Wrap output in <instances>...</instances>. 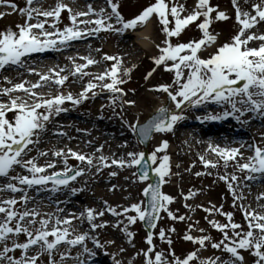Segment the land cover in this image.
I'll return each mask as SVG.
<instances>
[{
	"label": "snow or ice",
	"instance_id": "obj_1",
	"mask_svg": "<svg viewBox=\"0 0 264 264\" xmlns=\"http://www.w3.org/2000/svg\"><path fill=\"white\" fill-rule=\"evenodd\" d=\"M38 2L39 0H25L26 6L19 9V14L25 18V21L23 24H17L16 30L11 27L0 30V71L8 66H24L25 58L34 53L60 52L68 48L73 41L93 36L99 37L102 32L124 37L128 33H135L144 28L152 17L156 16L164 39L156 45L159 54L151 58L153 67L145 74L144 79H150L161 67L165 72L172 73L173 79L170 84L164 83L149 89L151 92L162 93L167 97L166 101H160L159 107L149 119L141 122L137 116L134 122L124 121L136 137L137 144L150 142L156 134L174 133L177 125L188 118L185 113L189 109H198L210 103L220 105L223 110L220 113H206L203 116H197L196 119L201 123L227 120L232 117L241 124H248V119H242L247 114H252L254 118L264 121V33L257 34L252 31L253 29L258 30L259 26L264 24V0H244L245 4L250 3V10H241L238 0H231L235 8L234 34L222 44L217 43L220 33L212 30V25L215 22L227 21L230 17L225 11L219 10L218 6H212L211 0H197L195 7L187 15H182L187 9L178 0H167V2L166 0H154L133 18H125L122 15L120 0H105L110 11L103 7L97 11L89 3L87 11L75 12L63 0H57L55 6L49 9L33 7ZM0 5H6L13 11H16L18 7L9 0H0ZM65 11L68 13L70 23L61 28L58 25ZM4 15L5 13H0V18ZM89 16L95 18L80 19ZM169 17H172V20ZM193 23L196 24L201 36L191 37L188 42H180L179 37ZM81 25L85 27L81 28ZM173 38L176 40L175 43H173ZM253 41L260 43L256 47H250ZM213 45H217L215 51L209 53L207 58L200 55L202 51H207ZM95 51L99 53L102 49L97 48ZM68 59L73 63V68L69 70L73 77L79 79L92 77L84 85L82 91L75 96L69 92L67 95L58 93L45 97L34 91L44 87L48 82L62 87L69 79L68 75H61L66 71L65 68H60L59 71L49 69L48 73L36 72L35 74L39 77L36 83L25 81L16 83L11 88L0 89V97H8L7 102L0 100V178L6 181L0 187V191L22 193L20 201L15 198L0 200V214H3V218L0 219V244L4 246L3 251H0V261L6 260L8 264H37L40 257L47 254L49 264H56L52 259L53 251L58 250V246L64 243L70 246H81L82 252L79 255L85 256V259L81 260L79 256L75 259L79 260V264H88L87 257L96 255V251L88 247V240H91L95 249H105L107 245L115 242L110 240L102 243L92 234L97 229L108 226L107 221L95 223L108 212L113 217H123V219H118L113 226L122 230L128 238V243H132L135 235L129 231V225H135L139 221L145 223L150 229L145 239V243L149 246L147 251L141 250L137 253L145 257V264H192L194 261L197 264H245V256L241 250L248 252L254 258L253 264H264V214L255 209L250 210V206L245 208L243 203L239 207L247 222L246 230L240 223L233 222L234 214L224 212L223 205L219 208L215 205L211 208L197 205L196 207L202 208L209 215L215 213L225 217L226 223H220L215 219L208 220L213 229L222 233V238L216 242L210 235L194 237L186 233L183 239L199 245V248L181 258L171 250L173 242L169 236H166L165 229L160 228L159 239L170 246L168 255L171 259H168L164 252L155 250L154 231L152 230L157 228V223L161 219L160 214L167 213L172 220L183 221L185 219V216L177 217L169 211V205L174 203L175 197L162 190L165 184L170 183L173 175L171 157L167 153L169 148L167 139L161 140L159 146L155 147L150 154H146L145 151H129L126 157L112 158L111 163H109V157L102 154L103 145L96 149L97 152H101L98 157L81 154L70 148L67 152L63 149L54 151L53 155L61 158L63 169L52 171L50 174L48 169H55L56 163L46 161L44 165H40L37 162L39 157H47L48 152L39 151L37 156L29 155L30 146L40 144L41 135L48 130V124L53 118L68 111L63 107L66 101L71 102L72 105H80L90 99L89 93L92 97L97 96L98 93L94 89L101 88L112 94L113 106L116 105L117 99H120L121 110H123V105L129 107L136 105L134 100L122 99L127 92L120 85L129 82L131 73L137 65L125 68L122 57L105 53L101 60L113 63L102 73L94 74L86 69L101 61L94 59L91 55L78 57L84 63H76L77 58L74 57H68ZM5 80L12 83L7 77ZM26 83L29 87H25ZM15 92L25 93L30 101L20 96H12L11 94ZM9 113H12L11 118H9ZM60 135L65 134L60 133ZM122 147H128V145L125 144ZM244 147V144L240 147L228 145L221 147L211 142L208 144V149L223 161L225 169L228 168L229 161H233L236 171L244 173L243 181L235 172L218 176V179L224 181L231 192L234 208L237 206V201L245 199L242 191L239 194L236 191L240 182L245 183V186H248L247 182L258 179L264 182V146L256 143L247 144L246 150L252 152V155L247 157L241 152V148ZM69 158L81 164L86 163L89 169L95 167L97 173L113 165L119 168H135L133 176L137 177L141 183L148 182L142 189V196L145 199L129 206L117 207H112L107 201H102L101 209L97 210L88 206L78 214L65 212V209L58 205L57 212L62 215L41 214L36 208H28L27 205L31 198L26 189L44 188L52 193L67 190L72 195L85 191L84 188L72 185L78 177L85 175V169L70 165ZM94 159L98 163H94ZM200 160L205 168H218L219 166L217 162L206 159L204 155L200 156ZM18 168L28 174L17 172ZM204 174L196 173L197 176ZM207 174L211 175V173ZM109 175L116 176L117 173L110 172ZM153 175L157 178L156 181L149 182ZM49 184L52 186L50 189L47 188ZM115 188L116 186L113 185L110 190H115ZM197 194L189 190V194L184 196V199H191ZM261 199H264V193L257 197L258 201ZM21 201L24 205L23 211L16 208ZM118 207L122 210L118 211ZM184 207L190 211L195 210L187 203ZM260 207L264 208V205ZM129 213H134V215ZM74 220L79 221V225L74 224ZM84 223L88 224V230L69 239L68 237ZM198 223L199 221L195 222V224ZM193 226H189V233ZM197 230L201 233L206 231L203 228ZM168 231L175 232V229L170 228ZM21 234L25 235L26 242H18L13 238H18ZM10 238H12L11 247L7 244ZM206 241L210 243L211 248L227 253L228 258L222 259L220 256H214L201 259L198 252L206 247ZM37 245V255H29V250ZM17 249L22 253L18 259L7 255ZM120 251L123 252L124 249L121 248ZM112 258L114 264H122L121 261L115 259L114 254ZM60 259L63 264L64 254H61Z\"/></svg>",
	"mask_w": 264,
	"mask_h": 264
},
{
	"label": "rangeland",
	"instance_id": "obj_2",
	"mask_svg": "<svg viewBox=\"0 0 264 264\" xmlns=\"http://www.w3.org/2000/svg\"><path fill=\"white\" fill-rule=\"evenodd\" d=\"M85 1V2H84ZM10 3H15L18 7L16 11H13L12 8L7 7L6 5H0V13H4L7 11L12 12V16L16 17L17 20H22V23H24L25 18L22 17L19 14V9L25 7V0H9ZM57 0H39L38 3H35L33 7H36L38 5H43V9H49L50 7H54ZM64 3L68 4L73 11H87L86 5L91 3L93 8L95 10H99L101 7L107 9L108 5L106 4L105 0H63ZM84 2V4H82ZM154 2V0H120L121 7L120 11L122 15L125 16V18H133L135 15L139 14V12L146 6H148L150 3ZM167 2V0H166ZM180 4H183L187 11L183 13L182 15H187L189 12L192 11V9L195 7L197 0H178ZM212 6H218L219 10H225V12L231 13V16L229 20L223 21V22H215L212 25V30H215L222 34V43L227 41L231 35L234 34V26H235V13L234 9L232 7L231 0H211ZM171 6V5H170ZM234 14V15H233ZM10 16V13H5V15L0 18V30H4L8 28L6 25V17ZM215 15V14H214ZM85 19H94V16L84 17ZM43 19V17H41ZM80 19H83L82 17ZM170 20H172V17H169ZM202 19V18H201ZM49 21L51 22V18H49ZM35 22V21H32ZM154 35L155 37L153 40L157 42V44H160L161 41L164 39L163 34L160 31V26L157 23V18L154 15ZM70 21L68 20V13L67 11L62 13L61 17V23L58 25L59 27L63 28L65 24H69ZM47 27V25H46ZM37 31V30H34ZM201 36L200 31L197 30L196 24L193 23L189 25L187 29H185L184 33L179 37L180 42H188L189 38L191 37H199ZM116 37V35H113L111 33H100L99 37H91L85 42L79 41H73L71 42L69 46V50H63L60 51V53L66 57L71 55V52H76L74 49H76V46L80 43L88 45L90 42H93L90 46L92 49L89 51H85L81 54V56H87L91 55L94 59L101 61V63L92 65L86 71L99 74L102 73L106 68L110 67L111 63L110 61H102L101 57L103 54L107 53L108 55H115V52L111 50V45H113V39ZM125 42V54L122 55L124 64L123 66L125 68H131L133 65H137V67L132 71L131 73V79L128 83L120 85L124 89L125 92H127V95L124 96L122 99L124 100H134L136 101V105L133 107H129L127 105H123V110H121V104L120 99H117L116 105H112V99L113 96L111 93H109L107 90H102L101 88L94 89L98 93L97 96L92 97V94L89 93L90 99L87 101H84L80 105H72L71 102L65 103L63 107L67 108L68 111L60 113L59 116H56L53 118V120H56L55 118H58L60 116H66L67 119L64 122L73 121L68 124H66L63 127V130L68 129L71 133H73L74 136H76L78 139H88L92 138L93 136L99 137V130L97 128H94L89 132V126L90 121H86L82 119V116L89 115L90 117L97 118L99 116L103 117V119H112L115 121H118L122 124V132H124V135L118 138L113 139V143L110 144V146H105L100 143V146L103 145L102 154L106 157H109V163H111L112 158H120V157H126L127 152L129 151H143V145L137 144L136 137L130 132V130L127 128L124 121H131L134 122L136 117L139 116V119L141 122L146 119L151 113H153L158 105L157 98H162L165 96V94L157 93L149 91L151 89L148 84L149 82L160 79L159 82L162 83H171L173 79V74L165 72L163 68L157 69V71L153 74V76L145 80L144 76L145 74L153 67V64H148L149 58L157 56L159 54V50L156 46H154L150 51L145 49H137V39L133 35L124 36L122 39ZM176 40L173 38V43H175ZM213 46L209 47L207 51H202L200 55L204 58H207L209 53H212L210 50ZM251 47V46H250ZM100 48L102 49L101 52L97 53L95 49ZM146 51V52H145ZM146 53L147 59H142L141 62L137 63V57H142L143 54ZM36 53L32 54L30 57L25 58V61L29 58H32L35 56ZM47 59H43V61H46ZM76 63H84L83 60L76 59ZM63 63H67L66 60H63ZM71 66L73 68V63H71ZM8 69H4L0 71V77H6L8 75L19 74L21 70L18 69L16 66H8ZM27 67V66H26ZM29 69H35V70H41V73L46 72L48 69L40 68L38 66L31 65V67H27ZM55 70L57 71L58 66H55ZM23 71V70H22ZM66 71L61 73V75H66ZM29 74V73H28ZM32 80L35 82L39 80V78H36L34 74L28 75ZM22 77V75L18 76V79L11 80L19 81ZM92 77H83V79H79L77 77H72L70 80H67L65 84L62 87L56 86L54 83L48 82L46 85L42 88L35 89L34 91H39L40 93H44L45 97L49 96L51 94L52 96L63 93L67 95L69 92H71L74 96L82 91L83 87L89 80H91ZM125 79H127L125 77ZM82 80V81H80ZM80 81V82H77ZM108 82V81H106ZM99 83V82H98ZM5 85H8L7 83H4ZM4 84H1L4 86ZM27 87V85H26ZM134 90V91H132ZM18 94H22L27 96L23 92H17ZM16 94L12 93L11 95ZM155 94V95H154ZM25 100H29L30 98L27 96V98H24ZM0 100L3 102L8 101V97H0ZM209 107L211 109H215L214 113H220L223 109L220 105L217 104H210ZM102 109V110H101ZM220 110V111H219ZM197 112V113H196ZM195 112L196 116H203L205 115V110H202L201 108L197 109ZM212 112V111H211ZM77 113H81V115H78ZM12 113H9V118H11ZM81 116V117H79ZM251 119L255 120L254 116L250 114L249 116ZM123 118V119H122ZM62 117L59 118L61 120ZM246 119V118H245ZM232 121V124L234 122L239 123L232 117H229L224 123ZM80 122V124L78 123ZM216 123V121H209V123ZM250 122V121H249ZM253 122V121H252ZM256 122V121H255ZM251 123V122H250ZM82 124V125H81ZM240 124V123H239ZM187 125V123L182 124L185 134L188 130V128H184ZM255 129V133H253V136H257L256 139L259 141L261 146H264V121H261L260 123H256V125L253 127ZM62 130V131H63ZM248 132H245L247 134ZM93 136H92V135ZM250 134V133H249ZM252 134V131H251ZM91 135V136H90ZM248 136V135H247ZM58 136H53V140L48 137L47 141L44 143L48 149L51 148V151L48 152V156L43 158L46 161H54L57 162V165H61L60 169H63V164L61 162V158L55 157L53 155L54 151H58L63 149L65 145L67 147V150L70 148L75 152L79 153L80 149H83L84 146L82 144L78 145H71V143H67L64 145L63 141L67 139L66 136L58 137L59 141L54 142V140L57 139ZM54 147H48L51 144ZM127 144L128 147H122V145ZM99 146L98 143L95 144V146ZM187 145H192L194 147V151L192 152H186V154L181 158L180 160V166L184 168V166L191 165V167L188 168L187 174L184 176H180L179 183L174 184L175 182L170 181V183L165 184L163 186V191L166 194L172 195L175 197L174 204L170 207V211H173V214L177 217L183 215L185 216V219L183 221L176 219L172 220L167 216V213H161V219L157 223V228L154 231V239L153 243L156 246V251H162L164 252L165 256L168 259H171V256L168 255L169 253V245L167 242H162L159 239V229L163 228L165 229L166 236H169L172 240L171 250L175 252L176 255L181 256V258H184V256L199 248V245L193 244L191 241H186L183 239L184 235L191 234L194 237H198L201 235H210L214 241L218 242L222 238V233L219 231L213 229L210 224L208 223V220L215 219L219 221L220 223H226L225 217H221V215H216L215 213L213 215H209V213L202 210V208L196 207L197 205H203L204 208H211L212 205L215 204L217 208L220 207V205H223V211L224 212H232L233 215V222L240 223L246 230V224L247 222L244 220V216L242 211L240 210L239 205L241 203L244 204L245 208H249L248 201L246 199L242 201H237V206L234 208L232 207L233 202H231V199L228 198V196L225 194L223 187H218L217 180L215 174L221 173L223 170H225L223 166V161L218 156L210 157L209 160H212L214 162L218 163V168H210L208 170V173H211L209 177V180L206 181L205 178H199L196 177L197 172H203L206 171L202 161L200 160V149L193 145V143H187ZM157 147L156 144L153 142V139L149 142V153H151L154 148ZM31 148V147H30ZM44 148V149H43ZM184 148H187L184 146ZM119 149L118 153H115ZM39 151H47L45 147H40ZM248 152L249 156L252 155V152ZM95 154L93 156L98 157L101 155V152H94ZM30 156H35L31 151L29 152ZM162 155V154H160ZM27 158V157H26ZM212 158V159H211ZM182 161V162H181ZM40 165H44L40 163V159L37 161ZM94 163H98L97 160L94 159ZM221 163V164H219ZM69 164L73 167H82L85 169V175L82 177H78L76 181L72 182V185L80 188L77 184V181H86L84 189L86 192L78 193L76 195H73V197L70 199L72 202H75L76 205L70 204L72 207L71 210L74 212V210L77 212V214L83 210L85 207L91 206L93 208H96L97 210L101 209L103 207L102 201H107L108 204L112 207L117 206H129L132 203H138L141 200H144L145 198L142 196V189L147 185L148 182L141 183L138 181L137 177L133 176V172L136 171L135 168H119L116 165H113L110 168H104L101 172L97 173V170L95 167L89 169L87 164H81L79 161H76L75 159L69 158ZM231 164L229 163V168ZM17 172H21V174L27 175L28 173L24 170L17 169ZM52 172V169L48 170V173L50 174ZM110 172H116V176H110ZM15 174V173H13ZM89 174V175H88ZM88 175V176H87ZM207 175V174H206ZM205 175V176H206ZM215 176V177H214ZM127 177V179H126ZM133 181H136L135 183ZM4 184L6 181H3ZM207 182H214L215 184H212L214 188L201 190L202 185ZM13 183H15L13 181ZM264 183V182H261ZM2 185V183H1ZM0 185V186H1ZM115 185V190L112 189V186ZM264 185V184H263ZM3 186V185H2ZM18 187H25L22 185H17ZM140 186V188H139ZM52 186L49 184L47 186L48 189H50ZM27 190V189H26ZM138 190V191H137ZM189 190H192L194 192H197L198 194L188 200L184 199V196H187L189 194ZM29 195L36 196L39 192H41L42 196L44 195H50L51 201H47L46 204H49L51 208H55L54 205H56V202L59 200L58 196H60L62 193H68L67 190H63L58 193H52L44 188H32L29 191H27ZM4 194L7 193L6 191L3 192ZM11 196L5 197V199H11L15 198L18 201H20L22 193H12L8 192ZM183 193V195L181 194ZM1 196V194H0ZM51 203V204H50ZM187 203L188 205L192 206L194 208V211H190L188 208H185L184 205ZM193 203V204H191ZM231 204V205H230ZM230 205V206H229ZM21 202L16 205V208L20 210ZM118 211L122 210L121 208H117ZM257 212L262 213L263 210L261 208L256 209ZM41 214H45V212H41ZM130 215H134V213H129ZM190 217V219H189ZM207 217V219H205ZM3 218V214H0V219ZM37 219H40V217H37ZM118 219H123V217L116 218L113 217L110 213L106 212L104 217L99 218L95 221V223H101L102 221H107L108 226L102 229H97L95 233H92L96 237L99 238V240L104 243L107 241H115L112 244L107 245L105 249H95V246L91 242V240L87 241V245L90 249H94L96 251L95 257H87L88 264H114L112 255H115V259L118 261H121L122 264H145V257L143 255H137L138 252L141 250L147 251L148 245L145 243L146 236L148 234V231L144 228L143 222H137L135 225H129V231L135 233L134 237L132 238V243H128V238L123 234L121 229H118L114 227L113 225L117 222ZM196 221H199L198 224H195ZM74 224H76L75 221H73ZM79 225V223H77ZM194 225L192 228V231L189 233V226ZM38 226V225H37ZM51 228V225L49 226ZM85 231L88 230V224L84 223L81 226ZM79 228V227H78ZM76 229L75 232L72 233V235L69 236L70 239L74 238L76 234H78ZM174 228L175 232H169L168 229ZM203 228L206 231L204 233L199 232L197 229ZM31 230V229H30ZM71 231V229H70ZM231 235V233H229ZM23 236V237H22ZM20 235L18 238L13 237L18 240V242H26L25 235ZM8 246H12V238L7 241ZM3 245L0 244V248L3 249ZM63 249L59 254H66V250L71 251L70 256L67 257L64 260L65 264H70L71 262H76V264H79V260L75 259L77 256L79 258L85 259V256H80L79 254L82 252V247L77 246H70L67 244L62 243L60 246ZM123 248L124 251H120V249ZM37 246H33L31 251L29 250V255H37ZM243 252V250H241ZM220 250H216L211 248V245L209 242L206 241V247L204 249H201L198 252V256L201 259L219 256L221 255ZM245 252V251H244ZM107 253V254H106ZM248 253V252H246ZM21 250L17 249L14 252H10L9 255L12 257H17V259L21 256ZM245 256V253L243 254ZM226 256V255H224ZM154 258V253H153ZM246 258V257H245ZM52 259L56 261V256L54 255V252L52 254ZM223 259V258H222ZM2 264H8L6 260L1 261ZM97 262V263H95ZM37 264H49V257L47 254H44L37 262ZM192 264H197V262H192Z\"/></svg>",
	"mask_w": 264,
	"mask_h": 264
},
{
	"label": "bare ground",
	"instance_id": "obj_3",
	"mask_svg": "<svg viewBox=\"0 0 264 264\" xmlns=\"http://www.w3.org/2000/svg\"><path fill=\"white\" fill-rule=\"evenodd\" d=\"M84 2L82 4H84ZM238 4H239V7L241 8V10H250V3L245 4L244 0H238ZM36 7L43 9V5H38ZM86 7H87V5H86ZM232 7H233V5H232ZM222 11H225V10H222ZM4 13H6V14L10 13L11 14L10 16L8 15L6 17V23H7L6 25L8 27H11L13 30H16V25L21 24L22 20H17L16 17L12 16L11 11H7ZM231 13L232 12H229V13L226 12V14L228 16H231ZM233 13H235V9H234ZM82 18H84V17H82ZM153 21H154V16L152 17L151 21L147 24V26H145L144 28L137 30L135 33H128L125 35V36H128V35L135 36V38L137 39V44H138L137 49H145L146 51L147 50L150 51L154 46L157 45V42H155L153 40V38L155 37V35H154L155 31H154V26H153L154 22ZM83 27H85V26L81 25V28H83ZM252 31L257 32V34L264 33V24L260 25L258 30L253 29ZM222 36L223 35L220 34V36L218 38V42H217L218 44H222ZM89 38H91V37H88L87 39H82L81 42H85ZM123 38L124 37L116 36L112 41L113 45H111V50L113 52H115V55H118L120 57H122V55L125 54V49H126L125 48V42H124V40H122ZM259 43H260L259 41H253L250 43L249 46L256 47V46H258ZM91 44H93V42H90L88 45H85L82 43L78 44L76 46V49H74V51L76 50V52H71V55L66 56V57H64L60 52H56V51H49V52H45V53H36L35 56H33L32 58H29L25 61L24 66H16V67H18L19 70H21V72L19 74L13 75V77H11V75L6 76L8 79L14 80V79H18V76L22 75V77H20L21 79L19 81L16 80L12 83H8L7 80H5V77H0V89L11 88L14 84L23 83L25 81L30 82V83H36L37 81L35 82L28 75L34 74V76L36 78H39L35 73L36 72L41 73V70H35L34 69L35 71L33 72V71H31L32 69L27 68V67H31V65L38 66L40 68L47 67L48 69H45L47 71L43 72V73H48L49 69H56L55 66H58L57 71H59L60 68H65L66 72H67L66 75L69 76L68 80H70L73 77L69 71L72 69V66H71L72 61H70L68 59V57H74V58L78 59V57H81V54L83 52L89 51L90 49H92V47H89ZM216 46L217 45H213V47L210 50L212 52H214ZM65 50L68 51L69 47L66 48ZM147 58H146V53H145V54H143L142 57H137V63L141 62L142 59L145 60ZM151 58H149V62H148V64H150V65L152 64ZM43 59L44 60L47 59V60L43 61ZM63 60H66L67 63L64 64ZM8 68L9 67H7L6 69H8ZM80 81H82V80H80ZM80 81H77V82H80ZM159 81H160V79H158V77H157L156 80L149 82L148 86L150 88H153L154 86L164 84V83L159 82ZM4 83H7L8 85H5ZM1 84H4V86H2ZM26 85H27V87H29L28 83L25 84V87H26ZM37 92L40 93L39 91H37ZM40 94H44V93H40ZM155 94H157V93H155ZM12 96H20L23 99L27 98V96L22 95V94H18L17 92H16V94H13ZM157 100H158L157 107H159L160 101L161 100L166 101L167 97L165 95L162 98H160V97H159V99L157 98ZM210 104H212V103H210ZM210 104L200 107L202 110H205L204 114L214 113L213 111L215 109H211L209 107ZM196 110L197 109H189L185 113V115L188 118L185 121H183L182 123L177 125L174 133L167 134V135L156 134L153 138V142L156 144V146H159L161 140H163V139H167L169 141V148L167 149V153L171 157L172 173H173V175L171 177V181L175 182L174 184L181 185L179 183L180 176H184L185 174H187L186 172H187L188 168L191 167V165H188V166H184V168H183L182 166H180V160H179V158L180 157L182 158L186 154V152L194 151V147L192 145H187L188 142L193 143L194 146L198 147L200 149L199 154L204 155L206 159H208V156L211 152L208 149L209 142H211L214 145L219 144L221 147H224L225 145H228L230 147H240L241 144H244L245 147L241 148V152H243L245 157L249 156L248 152H246L247 151L246 150L247 144H250V143L260 144L259 141H257V139H256L257 136H253V133H255V129H253V127L256 125V123L257 124L260 123L261 120L251 119L249 117L250 114H247L246 117H242V119L246 118L251 122V123L249 122L248 124H241V123L239 124L237 122H234L235 124H232V123H226L225 124L224 123L225 120H219L213 124L212 122L209 123V121L201 123L199 120H197L196 119L197 116L195 115ZM77 114L81 115V113H77ZM60 117H62L61 120H59ZM60 117L55 118L56 120H52V122L48 124V130L41 135L40 144H38L36 146H30L31 152L35 156L38 155L40 147H45V149L47 150L46 152L51 151V148L48 149L47 146L44 144L47 141L48 137H50V139L53 140V138H52L53 136H58V137L66 136L67 139L63 141L64 145L69 143V142L72 145V143L74 141H76V142H74L73 145H75V144L78 145L80 143L84 146L83 149L79 150V153L87 154L89 156H93L95 154L94 152L96 151V149L100 147V143L105 145V146H107V145L110 146V144L114 142L113 141L114 138H118V137H121L122 135H124V132H122V130H121L122 124L120 122L109 119V118L105 120V119L101 118V116H99L97 118H93V117H90L89 115L84 114L82 116V119L86 120L87 122L90 121V125H92V126H89L88 131L91 132L92 129L97 128V130H99V134H98L99 137L98 136L95 137L91 134L93 136L92 138H88V139H84V140H82V139L77 140L76 136H74L73 133L68 131V129L63 130V127L66 124L73 122V121L67 120V122H64L67 119V117L66 116H60ZM79 117H81V116H79ZM78 123L80 124V122H78ZM184 123L191 124L189 127H184L185 129L188 128V130H186L187 132L185 134H183L184 133L183 127H180ZM218 130H221V131H218ZM251 131H252V134H251ZM245 132H248V133L245 134ZM60 133H64L65 135H60ZM213 134H215V135L213 136ZM58 137L56 140H54V142L59 141ZM206 138H209V139L213 138V139H212V141H210L209 139H206ZM96 143H98L99 146L98 145L95 146ZM54 144L56 145V143H53V145L51 144L48 147H54ZM184 146L187 148H184ZM65 147H67V146L65 145ZM65 147H64V151L67 152V148H65ZM118 152H119V149L115 153H118ZM43 158H45V157H39L41 164L45 163V160ZM238 159H239V157H238ZM50 162H54V161H50ZM241 162H243V161H241ZM55 163H56V168L52 169V171H61V169H60L61 165L59 164V166H58L57 162H55ZM221 163H223V162H221ZM221 163H219V164H221ZM229 163L231 164L230 168L228 166V168L223 170L221 173L215 174L216 179H218L219 175H224L226 173L231 174V173L235 172V174L238 177H240L241 181H243L244 173L236 171V169L233 167V164H234L233 161H229ZM176 165H179V167H176ZM205 170L206 171L202 172V173H205L204 175H201V176L196 175V177H199V178H205L206 177L205 179H206V181H208L209 180L208 176H210V175H208L207 173H208V170H210V167L206 168ZM4 180H5L4 178H0V185H1V183H2V185H4V182H3ZM86 181L87 180H85L84 182L83 181H77V184L79 185L80 188H84ZM261 182L262 181L260 179H258L256 181H249V182H247L248 186H245V183L240 182L239 187L236 189L238 194L241 191L243 192V195H244L245 199L248 201V205L250 206V210L251 209L256 210L257 208H261L260 205H264V199H261L259 201L257 200V197L260 196L261 193H264V185H263L264 183H261ZM212 184H215V183L214 182L204 183L202 185L201 190L204 191L206 189L214 188ZM2 185L0 187H2ZM216 186L221 187V188L223 187L225 194L228 196L229 199H231V202H233L232 194H231V192H229L227 185L224 181H221L218 179ZM234 187H235V185H234ZM139 188H140V186H139ZM34 189H36V188H34ZM29 190L30 189H27V191H29ZM3 192L4 191H0V194H1L0 200H4L5 197L11 196L8 193L10 191H6L7 193H5V194ZM84 192H86V190ZM29 197L31 199H30L29 204L27 205L28 208H36L40 212H45V213H50V214L62 215V214L57 212V205L60 208L65 209V212H72V210H71L72 207L70 206L71 203L76 205L75 202H72L70 200L73 197V195L71 193H69V194L68 193H62L60 196H58L59 200L56 202V205H54L55 208H53V209H49V208H51V207H49L50 205L46 204L47 201H51L50 195H45V196L43 195L42 196L41 192H39L35 197L31 196V195H29ZM173 204L174 203L169 205V211H170V207ZM191 204H193V203H191ZM261 209L263 210L262 214H264V208H261ZM23 210H24V205L21 201L20 211H23ZM72 213H77V212L74 210V212H72ZM221 217L222 216H220V219H221ZM74 221L76 222V224L79 223V221H77V220H74ZM84 231H85V229H83L81 226L77 230L78 234H80ZM22 235H24V234H21V236ZM7 244H8V242H7ZM62 249H63L62 247L60 248L58 246V250L53 251L54 255L56 256V261H55L56 264H61V259H60L61 255L59 254V252H61ZM0 251H3V249L0 248ZM30 251H31V249H30ZM66 252L67 253L64 254L65 259H66V255H67V257L70 256L71 251L66 250ZM220 253H221V255H219V256L221 258H223V259L228 258L227 253H223L222 251ZM244 253H245V257H246L245 258V264H253L254 258L251 255H249V253H246L243 251L242 254H244ZM7 255H9V253H7ZM224 255H226V256H224ZM14 258H17V257H14ZM64 260H63V264H65ZM95 263H97V262H95ZM0 264H2L1 261H0ZM70 264H76V262H71Z\"/></svg>",
	"mask_w": 264,
	"mask_h": 264
},
{
	"label": "water",
	"instance_id": "obj_4",
	"mask_svg": "<svg viewBox=\"0 0 264 264\" xmlns=\"http://www.w3.org/2000/svg\"><path fill=\"white\" fill-rule=\"evenodd\" d=\"M149 143V142H148ZM148 143L146 144H143L144 145V151L146 152V154H148ZM156 177L153 175L152 178H151V182H155L156 181ZM145 224V223H144ZM145 227L147 229V231L149 232L150 229H148L147 225L145 224Z\"/></svg>",
	"mask_w": 264,
	"mask_h": 264
}]
</instances>
